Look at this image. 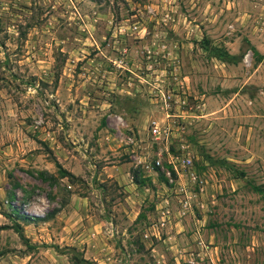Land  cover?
Masks as SVG:
<instances>
[{"label":"rangeland","instance_id":"rangeland-1","mask_svg":"<svg viewBox=\"0 0 264 264\" xmlns=\"http://www.w3.org/2000/svg\"><path fill=\"white\" fill-rule=\"evenodd\" d=\"M259 55L264 0H0V264H264ZM153 120L203 185L176 250L149 228L162 195L178 210L173 183L137 165Z\"/></svg>","mask_w":264,"mask_h":264},{"label":"built area","instance_id":"built-area-1","mask_svg":"<svg viewBox=\"0 0 264 264\" xmlns=\"http://www.w3.org/2000/svg\"><path fill=\"white\" fill-rule=\"evenodd\" d=\"M171 114L166 112V119ZM121 119V116H118ZM177 128L168 120L162 122L151 121L147 128V134L152 144L157 145V153L153 159L139 156L137 165L141 168L144 176L150 177L157 174L158 169L164 170L165 175L169 177V181L173 183L174 199L178 205V210L172 209V197L165 195V204L161 208H155V214L159 217L158 222L152 224H163L171 219V213L174 212L179 216L185 215L193 210V205H202L200 201L203 192V185L200 184L197 169L194 164V152L191 144L182 142L174 144L177 135ZM135 138H131L133 140ZM195 186L199 189H193ZM155 227V226H154ZM157 228V227H155ZM154 228V229H155ZM156 230V229H155ZM148 237L149 234H143Z\"/></svg>","mask_w":264,"mask_h":264},{"label":"crops","instance_id":"crops-1","mask_svg":"<svg viewBox=\"0 0 264 264\" xmlns=\"http://www.w3.org/2000/svg\"><path fill=\"white\" fill-rule=\"evenodd\" d=\"M115 177V179L118 181V183L120 185H124V188L126 189V191H128V199H133L136 198V194L139 193L140 189H137L136 184L129 178L125 179L123 178V180H120V177L117 176L116 174L111 173L110 176ZM127 175L129 176V173H127ZM152 182L154 183L155 181V176L154 174L150 175ZM165 195H162L160 197V199H158V201L155 204V208H161L162 206H164L165 204ZM154 208V210H155ZM153 210V211H154ZM186 220L185 215L179 216V214L177 213H171V219L168 221H165L163 224H157L153 225L151 224V227L149 228H155L157 234L156 235V239L158 242H160L161 244H163L165 247L169 248V249H173L176 250L178 248V243L177 240H175L177 238V233H179L183 228H184V222ZM155 226V227H154ZM64 229H66V226L64 227ZM158 229V231H157ZM160 229V230H159ZM153 232H151L152 234ZM154 234V233H153ZM194 236L196 238V233H194ZM150 238V247L151 250L156 251V244L155 245H151L153 244V241ZM195 245L197 244V241L195 240ZM158 254H161L159 251L157 252ZM30 255L28 253H26L25 255V259H29Z\"/></svg>","mask_w":264,"mask_h":264},{"label":"trees","instance_id":"trees-1","mask_svg":"<svg viewBox=\"0 0 264 264\" xmlns=\"http://www.w3.org/2000/svg\"><path fill=\"white\" fill-rule=\"evenodd\" d=\"M214 53L216 56L220 57L221 59L225 60V61H233L234 59H236L235 55L230 54L226 49H218L216 48V52L214 49ZM258 59L261 61L262 59H264V57L262 55H259ZM55 165L58 168V172L60 174V177H66L68 180L73 181L75 179H80L79 177L77 178V176H75L72 172L66 170L65 168H63L60 163L58 161L55 160ZM133 181L134 183H140V181L137 180V177L134 176L133 177ZM59 211V210H53L45 215H34L32 216V218L27 215V214H19L18 216L22 217L23 221H29V219H33V220H47L48 218H52L55 213ZM16 232H20V235L22 236L21 230H20V226L18 224H16V226L14 227ZM84 262V261H83Z\"/></svg>","mask_w":264,"mask_h":264}]
</instances>
